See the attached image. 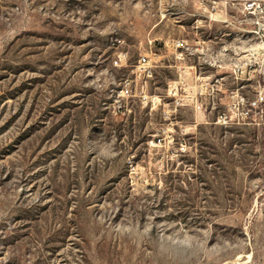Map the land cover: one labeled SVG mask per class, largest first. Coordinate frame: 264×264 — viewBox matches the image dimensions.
Returning <instances> with one entry per match:
<instances>
[{"label":"rangeland","instance_id":"rangeland-1","mask_svg":"<svg viewBox=\"0 0 264 264\" xmlns=\"http://www.w3.org/2000/svg\"><path fill=\"white\" fill-rule=\"evenodd\" d=\"M263 97L264 0H0V264H264Z\"/></svg>","mask_w":264,"mask_h":264},{"label":"crops","instance_id":"crops-1","mask_svg":"<svg viewBox=\"0 0 264 264\" xmlns=\"http://www.w3.org/2000/svg\"><path fill=\"white\" fill-rule=\"evenodd\" d=\"M201 42L202 43L199 44V46H198V48H196V50L199 51L200 53L205 54L206 58H207V56H213V53H215L216 57H214L213 60L209 59L210 57L208 59L204 58V60L201 59L199 61V63H201L200 65H202V63H208L209 65L216 67L217 72L209 74L207 72V70L201 69L200 71H197L198 78L200 79V82L202 84H206L208 78L212 75H216V77L219 76L221 79L227 78L228 75H225L220 71H222L221 68L224 67V65L229 66L230 68H232V66H234L235 61H236V60L234 61V59H236V58L233 57L232 48L230 51L226 48L224 50L225 51L224 53L222 50H216L213 52L212 51L213 49H212L211 45L209 44V42L205 41L204 39H202ZM225 54H228L229 57H228V60L225 61V64H224L222 61V58H219V57H221L222 55H225ZM187 65H188V67H195L196 69L198 68V64H196V63L188 62ZM230 75L232 76V74H230ZM216 80H219V79L216 78ZM216 87H217V85H216ZM219 89L220 88H218L217 90H219ZM215 90H216V88H215Z\"/></svg>","mask_w":264,"mask_h":264},{"label":"built area","instance_id":"built-area-1","mask_svg":"<svg viewBox=\"0 0 264 264\" xmlns=\"http://www.w3.org/2000/svg\"><path fill=\"white\" fill-rule=\"evenodd\" d=\"M254 5H255V3L253 2L251 4V6H254ZM257 7L260 8V9L262 8L261 4H258ZM182 45H183L182 42H178V46H182ZM147 60H148V58H147L146 55H143L140 58V61L143 62V63L147 62ZM129 85L130 84L127 82V85L122 89V94H124L125 92L128 93L130 91V86ZM262 101H264V97L262 98Z\"/></svg>","mask_w":264,"mask_h":264}]
</instances>
